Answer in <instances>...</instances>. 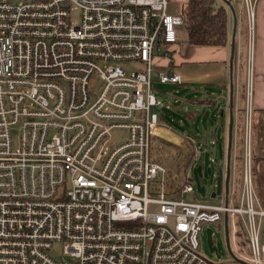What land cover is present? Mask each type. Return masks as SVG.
<instances>
[{"label":"built area","instance_id":"built-area-1","mask_svg":"<svg viewBox=\"0 0 264 264\" xmlns=\"http://www.w3.org/2000/svg\"><path fill=\"white\" fill-rule=\"evenodd\" d=\"M244 2L254 18L255 0ZM169 4L0 0V264H264L249 135L242 181L230 176L215 202L197 198L193 161L173 191L152 156L157 51L184 22ZM166 67L159 82L182 84ZM115 130L126 133L118 143ZM226 218L249 251L216 263L201 234Z\"/></svg>","mask_w":264,"mask_h":264},{"label":"rangeland","instance_id":"rangeland-1","mask_svg":"<svg viewBox=\"0 0 264 264\" xmlns=\"http://www.w3.org/2000/svg\"><path fill=\"white\" fill-rule=\"evenodd\" d=\"M187 0H170L169 11L173 13H183ZM222 4V1L219 0ZM234 8L240 12V15L246 20L247 30V46L248 52L250 48V40L253 38V28H251L250 12L244 0H236ZM238 13V11H237ZM251 37V39H250ZM249 41V43H248ZM189 43L187 42V32L184 25L178 29V41L176 46L163 54V49L157 51L161 56L155 60V72L152 80L153 86L163 103V108H158L159 123L155 127V134L153 139L152 156L159 162L163 163L168 170V187L173 191L182 186L186 181V176L192 168V161L195 167L193 175V185L197 188V198L210 200L215 202L218 198L212 197L213 191H217L219 195H224L225 180L220 174V169L226 171L228 163V149H229V133L225 131L222 123V116L216 117V111L211 108L203 109L199 105L192 103V91L196 87L202 86V91L207 93L212 91V87L208 84H203L202 81H196L192 78V65L187 63H180L179 58L187 49ZM168 56V58H167ZM163 59H162V58ZM243 58L245 60H243ZM238 61H245L240 68V75L242 76V89L244 93V105L240 106L238 115V124H234L233 128V144L231 149V184L236 181L237 185L242 181L245 162V143L249 135L252 143V170L254 177L255 188L261 198H264V125L257 119L251 118L250 94L252 90V67L250 64V54ZM172 60L175 62L176 71L181 75L182 84L160 83L157 71H164V60ZM168 61V60H167ZM179 62V64H178ZM135 66V64H133ZM245 67V69H243ZM98 83H96V86ZM231 90V85H230ZM200 92V89H198ZM231 93V92H230ZM231 96V94H230ZM167 105H170L168 107ZM189 112V114H187ZM215 114L214 116H211ZM229 114H227L228 120ZM245 118V120H244ZM253 124L251 123V120ZM221 122V123H220ZM250 122V124H249ZM227 123H230L228 120ZM248 127L249 133H248ZM237 132V134H236ZM261 133V135H260ZM125 131L115 130L113 132V140L118 143L122 136H125ZM242 137V138H241ZM248 139V138H247ZM217 141V143H216ZM211 144V145H210ZM193 152V155H192ZM218 156L220 157L218 159ZM199 165L203 167V173L200 175L197 171ZM211 172H208V168ZM205 186L206 194L202 193V187ZM189 200L194 198L193 194L187 196ZM225 200V198H224ZM212 230L213 246L216 250H211L208 240L207 229ZM230 248L234 253L245 256L240 252V248L245 252L249 251V247L242 234L241 244L236 245L232 234L229 233ZM58 251L61 246H58ZM200 252L216 263H224L232 261L233 256L230 252L227 237L225 220L221 223H211L205 225L204 231L201 234ZM59 256V253H53ZM231 264H240L230 262Z\"/></svg>","mask_w":264,"mask_h":264},{"label":"crops","instance_id":"crops-1","mask_svg":"<svg viewBox=\"0 0 264 264\" xmlns=\"http://www.w3.org/2000/svg\"><path fill=\"white\" fill-rule=\"evenodd\" d=\"M242 1V0H241ZM231 5L227 6L228 12V33L229 39L226 45H196L189 44L185 52L180 55L179 62L192 65V78L197 82L210 85L212 91L201 92L202 86L196 87L192 91V103L199 105L203 109H213L216 117L222 116L221 125L229 133L230 121V85H231V55L232 39L235 33V51L233 60V83H234V124L238 126V115L241 105H244V93L242 89V76L240 75L241 63L238 61L250 54V64L252 71V91H251V118L257 119L264 125V0H255L254 18L252 23L253 38L250 40L248 52L247 46V24L246 20L240 15L239 10L234 8L236 0H230ZM240 2V0H239ZM173 13V12H172ZM249 38V35H248ZM251 39V37H250ZM249 43V41H248ZM176 44L172 46L174 48ZM163 59V58H162ZM168 60V61H167ZM164 60V67L169 61L177 69L172 60ZM243 60H245L243 58ZM178 62V64H179ZM247 67V64H246ZM165 69V70H166ZM245 69V67L243 68ZM244 71V70H242ZM200 89V92L198 91ZM227 114L228 120H227ZM215 114L211 115L214 116ZM251 120V119H250ZM251 123L253 124V121ZM251 125V124H250ZM234 128V127H233ZM261 135V133H260Z\"/></svg>","mask_w":264,"mask_h":264},{"label":"trees","instance_id":"trees-1","mask_svg":"<svg viewBox=\"0 0 264 264\" xmlns=\"http://www.w3.org/2000/svg\"><path fill=\"white\" fill-rule=\"evenodd\" d=\"M220 1L222 4L219 0H187L182 16L189 44L226 45L228 43V4L226 0ZM240 234L242 235L243 232ZM244 243L248 245L246 238Z\"/></svg>","mask_w":264,"mask_h":264},{"label":"water","instance_id":"water-1","mask_svg":"<svg viewBox=\"0 0 264 264\" xmlns=\"http://www.w3.org/2000/svg\"><path fill=\"white\" fill-rule=\"evenodd\" d=\"M229 5H231L230 0H226ZM234 51H235V33L233 34V39H232V55H231V63H230V68H231V96H230V103H231V109H230V124H229V149H228V163H227V169H226V179H225V188L226 192L229 190V182H230V176H231V167H230V159H231V149H232V144H233V127H234V114H233V106H234V100H233V94H234V83H233V60H234ZM220 157L218 156V159ZM197 171L200 175H202L203 170H202V165H199L197 168ZM208 172H211V168H208ZM220 174L223 175V169H220ZM205 186L202 187V193H205ZM213 196H215V192L212 193ZM208 231V240L209 244L211 246V250H216V247L213 246V241H212V230L209 228L207 229ZM226 237H227V242L228 246L230 249V252L232 256H234L232 249L230 248V240H229V230H228V224H227V218H226ZM244 262V261H242Z\"/></svg>","mask_w":264,"mask_h":264},{"label":"bare ground","instance_id":"bare-ground-1","mask_svg":"<svg viewBox=\"0 0 264 264\" xmlns=\"http://www.w3.org/2000/svg\"><path fill=\"white\" fill-rule=\"evenodd\" d=\"M252 23H253V15L251 14V28H252ZM250 128V127H249ZM249 131V130H248Z\"/></svg>","mask_w":264,"mask_h":264}]
</instances>
